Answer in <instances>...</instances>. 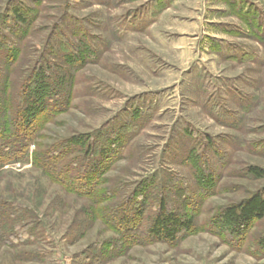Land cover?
Listing matches in <instances>:
<instances>
[{
	"label": "rangeland",
	"instance_id": "obj_1",
	"mask_svg": "<svg viewBox=\"0 0 264 264\" xmlns=\"http://www.w3.org/2000/svg\"><path fill=\"white\" fill-rule=\"evenodd\" d=\"M17 3L34 20L24 43L15 42L10 92L42 56L55 62L51 74L77 67L67 109L40 142L74 145L101 129H130L121 158L100 178L99 201L65 190L31 157L0 171V203L24 206L21 222L34 235L9 245L0 230V264H264V220L240 245L217 222L223 208L264 187L246 172L264 169V0H0V25ZM147 178L181 213L195 214L194 231L174 243L143 235L125 243L119 206ZM177 186L199 204L195 212Z\"/></svg>",
	"mask_w": 264,
	"mask_h": 264
},
{
	"label": "trees",
	"instance_id": "obj_2",
	"mask_svg": "<svg viewBox=\"0 0 264 264\" xmlns=\"http://www.w3.org/2000/svg\"><path fill=\"white\" fill-rule=\"evenodd\" d=\"M32 13L28 6L14 4L8 8L0 25V56L5 68L0 79V171L14 163L24 164L31 157L33 166L43 170L65 190L99 201L103 197L102 190L99 191V184L103 181L100 178L121 158L128 138L125 129L129 130L130 126L119 125L118 130L101 129L83 136L84 139H79L80 143L74 145L66 141L47 147L40 142L44 138L42 131L46 125L67 109L70 93L66 85L71 84L77 67L70 62L68 75L51 74L49 69L55 62L42 56L26 76L20 91L10 92L8 73L20 55V45L28 36L34 20ZM75 55L71 52L62 59L69 62ZM31 146H34L32 152ZM84 157L87 158L86 162ZM246 172L255 179L264 178V169L257 166L248 167ZM176 188L183 199L182 205L192 207L187 203L188 190L179 186ZM160 190L156 188L154 180L147 178L136 189V199L129 198L119 206L122 213L118 216V224L130 233L125 236V243H137L135 240L141 235L150 241L174 243L197 228L195 214L187 216L181 213L179 204L168 199L165 191L161 193ZM152 198L155 200V213L148 216V227L143 230L140 227L145 220L148 201ZM198 205L191 210L195 212ZM25 212V207L17 202L0 203V230L6 229L7 244L29 242L34 237L28 223L21 222ZM115 212L119 213L117 210ZM106 219L109 223L115 221V217ZM262 220L264 187L240 202L223 208L217 218V222L227 229L230 240L238 245L244 242L256 222ZM8 223H11L10 226H7ZM257 245L260 249L264 248V237L258 240Z\"/></svg>",
	"mask_w": 264,
	"mask_h": 264
}]
</instances>
